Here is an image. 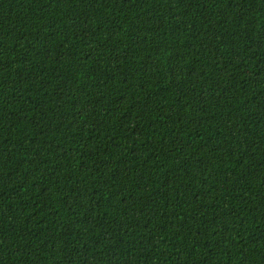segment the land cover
I'll return each instance as SVG.
<instances>
[{
  "label": "trees",
  "instance_id": "obj_1",
  "mask_svg": "<svg viewBox=\"0 0 264 264\" xmlns=\"http://www.w3.org/2000/svg\"><path fill=\"white\" fill-rule=\"evenodd\" d=\"M0 264H264V0H0Z\"/></svg>",
  "mask_w": 264,
  "mask_h": 264
}]
</instances>
